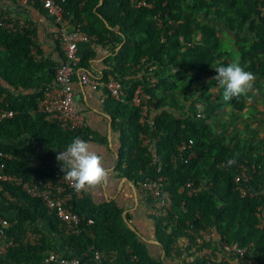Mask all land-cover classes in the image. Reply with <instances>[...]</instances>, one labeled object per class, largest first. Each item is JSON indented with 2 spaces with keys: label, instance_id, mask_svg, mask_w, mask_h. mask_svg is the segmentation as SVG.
<instances>
[{
  "label": "trees",
  "instance_id": "trees-1",
  "mask_svg": "<svg viewBox=\"0 0 264 264\" xmlns=\"http://www.w3.org/2000/svg\"><path fill=\"white\" fill-rule=\"evenodd\" d=\"M141 1L145 6L137 5ZM62 6L71 23L82 24V31L95 37V42L109 45L111 55L103 78L112 76L125 94L123 102L110 98L106 102L112 109L113 129L120 133L123 175L137 186L164 179L162 189L171 197L170 209L159 218L151 217L164 257L151 256L127 228L122 211L112 204L95 206L87 196L73 194L68 206L80 218L78 233L64 234L56 216L49 214L39 199L5 183L0 191V215L13 223L7 234L16 245L7 250L2 261L44 264L49 252L84 259L85 254L99 251L116 252V264H169L166 260L174 258L189 259L186 264H231L235 260L264 264V152L259 153V146L240 143L237 135L227 140L213 127L224 103L216 104L209 92L217 82L214 68L234 62L232 54L245 70L255 74L254 87L261 91L264 0H65ZM221 30L227 38L234 36L231 46L222 43ZM196 33L202 37L199 42H193ZM31 45L30 31L8 32L0 27V81L18 93L0 84L4 104L15 113L12 119L0 122V152L12 156L4 161L5 173L25 181L63 174L60 165L45 170L32 163L43 162L48 156L55 163V156L75 137L88 141L91 136L87 129L65 131L38 112V101L56 68L48 61L36 60ZM79 53V67L88 70L93 55L90 45L83 51L79 46ZM150 76L155 79L152 83ZM193 80L197 81L195 87ZM138 87L153 102L143 123L139 109L130 104ZM19 89L33 93L23 95ZM222 93L219 88L218 97ZM199 104L203 108L200 118L196 117ZM227 105L235 113L248 111L247 97L233 98ZM24 135L28 139L22 140ZM141 135L150 139L151 147L143 145ZM188 140L196 157L185 162L187 153L179 152L178 147ZM155 157L157 162H153ZM240 166L247 169L249 180L235 183ZM186 183L212 187L189 197L185 190L180 191ZM239 188L245 190V196H240ZM43 221L47 223L45 232L38 228ZM211 228L218 241L247 247L252 262L235 256L226 259L218 241L196 243L192 234ZM27 231L40 234L39 244L23 242ZM52 235L59 237V245Z\"/></svg>",
  "mask_w": 264,
  "mask_h": 264
},
{
  "label": "built area",
  "instance_id": "built-area-1",
  "mask_svg": "<svg viewBox=\"0 0 264 264\" xmlns=\"http://www.w3.org/2000/svg\"><path fill=\"white\" fill-rule=\"evenodd\" d=\"M20 5H40L45 10L47 16L56 25L55 39L63 52V60L56 67L52 88H47L43 92L41 99L38 101V112L44 115V119L50 123H57L65 131H75L78 129H85V120L78 106L74 101L73 96V80L77 78L81 86L87 87L92 91H99L100 88L106 89L110 98L116 102L124 101V91L121 84L112 76H108L105 81H100L84 69L79 67L80 44H91L95 42V37L88 36L82 31V24L71 23L64 15V8L62 6L65 0H13ZM138 6H145V2L137 3ZM263 17H264V9ZM159 22V21H158ZM160 24V23H159ZM0 27L10 32H17L14 25L11 24L8 18L0 16ZM151 69H155L154 66ZM150 69V70H151ZM150 82H154L153 76L148 78ZM4 95L0 96V122L10 120L15 113L7 109L4 104ZM152 100L145 94L141 87H138L131 99L130 104L139 109L140 123H143L149 112L153 110ZM4 104V107L1 105ZM199 118V114H197ZM152 124V120L148 121ZM90 138V136H89ZM143 145L151 147V141L148 137L141 135ZM65 151V150H64ZM181 153H187L185 162L195 158L196 153L192 150V141L181 142L178 147ZM12 156L0 152V191H2V184H10L19 187L22 192L32 199H39L49 214H54L60 222L64 234H77L80 218L74 214L68 203L72 199L73 194L80 198L82 192H77L71 183L64 179V173L55 179H44L42 177L32 178L25 181L19 177L8 175L5 173L4 161L11 160ZM153 162H157L156 157ZM32 166H39L43 169L53 167L50 162L46 160L43 164L39 161H34ZM240 172L235 177L234 182L248 181L247 169L244 166L239 167ZM159 171V168H158ZM163 178L159 177L153 180H148L140 184L143 199L147 205L149 216L159 218L169 211L171 206V197L169 193L163 191ZM211 184L201 183L198 186H193L191 183H186L181 190H185L187 196L191 197L199 192L207 191L211 188ZM240 196H245V190L238 189ZM8 201L13 199L4 194ZM88 223H91L89 221ZM13 229V223L0 215V264H5L2 259L6 255L7 250L15 247V242L12 237H9L7 232ZM211 233L208 230H199L196 234H192L196 243L202 244L205 241H210ZM41 236L27 231L23 237V242L31 245H37L40 242ZM221 252L226 256H235L243 262H252L250 256H247L248 248L240 247L237 243H226L218 241ZM116 252H99L93 251L84 255V259L77 257L67 258L62 253L49 252L44 264H116ZM253 264H256L253 262Z\"/></svg>",
  "mask_w": 264,
  "mask_h": 264
},
{
  "label": "crops",
  "instance_id": "crops-1",
  "mask_svg": "<svg viewBox=\"0 0 264 264\" xmlns=\"http://www.w3.org/2000/svg\"><path fill=\"white\" fill-rule=\"evenodd\" d=\"M0 16L8 18L9 22L17 29V32L30 31L32 41L31 55L36 60L48 61L53 64L54 68L62 62L63 52L59 42L55 39L57 31L56 25L40 5H20L13 0H0ZM114 31L118 33V29H114ZM221 32L223 36L227 37L225 31L221 30ZM105 44V41L102 43L92 42L90 44V50L93 52V55L88 60V70L85 68L91 76L100 81H105L110 76L108 74L105 79L103 78V74L107 72L108 68L106 61H108L107 59L111 55L109 45ZM86 45L88 44H80L82 51ZM0 84L10 92H15L5 82L0 81ZM216 84L211 85L209 92L217 104L220 103V98L222 97H218L219 86ZM53 85L54 82L52 80L47 88H52ZM72 90L74 101L84 117L85 129L91 135L88 142H90L94 151L104 157L105 167L109 172V180L106 184L83 191L82 195L87 196L95 206L112 204L122 211L121 215L127 228L134 232L139 240L146 245L152 257H160L162 259L164 252L155 238V223L153 218H151L152 216L148 214L147 205L143 199L140 185H135L132 180L123 175L124 166L119 161V153L121 150L120 133L113 129L112 109L106 106V102L110 98L108 92L104 88H100L99 91H92L87 87L81 86L77 78L73 80ZM20 92L23 95L33 93V91L28 93L19 89ZM15 93L18 95L17 92ZM252 95L253 93L249 94L251 99H254ZM199 107L201 108L202 105L200 104ZM218 113L219 111L216 113L217 116ZM25 138L28 139V136L24 135L22 140H25ZM46 160L50 162L49 156ZM46 160L41 163L43 164ZM54 162H50L53 169L59 165L62 166L61 162L57 160V156H55ZM46 225L47 223L45 221L39 222L38 228L42 232H45L43 229H47ZM208 231L211 233L210 241L216 242L219 240L214 229L211 228ZM52 238L56 245L60 244L58 236L52 235ZM224 257L228 259L227 256ZM182 260L183 258H174L166 261L169 264H186L189 261V259H186L184 262ZM231 264L242 263L235 260Z\"/></svg>",
  "mask_w": 264,
  "mask_h": 264
},
{
  "label": "clouds",
  "instance_id": "clouds-1",
  "mask_svg": "<svg viewBox=\"0 0 264 264\" xmlns=\"http://www.w3.org/2000/svg\"><path fill=\"white\" fill-rule=\"evenodd\" d=\"M214 69L218 73L214 79L219 88L223 89V101L247 97L251 102L248 94H255L256 76L254 73L245 70L238 60L227 65H218ZM202 109L199 107L197 111L200 117H202L200 113ZM57 160L62 164L61 171L64 173V179L68 180L77 192L94 189L106 184L109 180L104 157L93 150L90 142L80 137H75L65 151H59Z\"/></svg>",
  "mask_w": 264,
  "mask_h": 264
},
{
  "label": "rangeland",
  "instance_id": "rangeland-1",
  "mask_svg": "<svg viewBox=\"0 0 264 264\" xmlns=\"http://www.w3.org/2000/svg\"><path fill=\"white\" fill-rule=\"evenodd\" d=\"M199 19L203 22L202 17ZM207 21H211V18ZM222 32H219V38L222 43L231 46V43L234 39V36H223ZM202 37L199 34H195L193 37V42H199ZM230 43V44H229ZM232 58L235 60L236 55L232 54ZM231 60V57H230ZM197 79V78H196ZM205 80V79H204ZM197 81L193 80V87ZM217 83V82H216ZM217 85V84H216ZM264 89V83L262 82L261 91L257 90L254 87V93L252 96L254 99H251V102H248V111L245 113H235L230 106L227 105V102L223 101L220 98V103H224L223 107L219 109V113L216 123H213L214 128H218V131H221V134L228 137L227 140H232L233 135H237L239 142L244 143V145L260 147L261 152H264V95L262 90ZM258 92V93H256ZM252 94V93H249ZM248 94V95H249ZM222 97V96H221ZM226 104V105H225ZM200 105V104H199ZM224 122V123H223ZM225 128V129H221ZM235 141V140H234ZM242 146V145H241ZM259 152L260 154H262ZM257 153V152H255Z\"/></svg>",
  "mask_w": 264,
  "mask_h": 264
},
{
  "label": "water",
  "instance_id": "water-1",
  "mask_svg": "<svg viewBox=\"0 0 264 264\" xmlns=\"http://www.w3.org/2000/svg\"><path fill=\"white\" fill-rule=\"evenodd\" d=\"M133 230V229H132Z\"/></svg>",
  "mask_w": 264,
  "mask_h": 264
}]
</instances>
